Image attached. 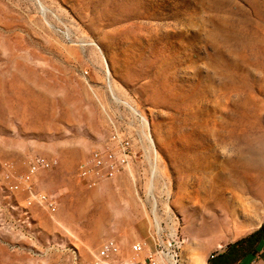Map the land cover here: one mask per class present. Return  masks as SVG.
Masks as SVG:
<instances>
[{"label": "rangeland", "instance_id": "374dc122", "mask_svg": "<svg viewBox=\"0 0 264 264\" xmlns=\"http://www.w3.org/2000/svg\"><path fill=\"white\" fill-rule=\"evenodd\" d=\"M112 127L134 157L89 189L77 166ZM35 155L57 160L31 177L54 214L8 188L3 163L14 181ZM231 201L264 222V0H0V264L143 238L167 264L175 237L178 264H209L259 227L213 232Z\"/></svg>", "mask_w": 264, "mask_h": 264}, {"label": "built area", "instance_id": "2783aa9c", "mask_svg": "<svg viewBox=\"0 0 264 264\" xmlns=\"http://www.w3.org/2000/svg\"><path fill=\"white\" fill-rule=\"evenodd\" d=\"M133 157L134 152L129 136L112 127L105 147L93 150L88 158L77 166V178L85 187L94 188L101 180L112 179L121 173L129 165ZM3 165L6 168L5 177L8 180V188L11 191H17L20 188L26 191V207L36 205L51 214L57 211L58 203L56 198L50 194L35 190L31 180V177L37 172L55 168L57 166L55 158L44 155L33 156L27 164V171L19 174L14 181L10 180V177H12L11 164L7 161ZM175 238L167 244L168 249L169 245L172 246V251L169 250L171 260L167 264H178L176 251L182 241L179 239L175 240ZM142 249L143 243H136L131 247L133 255L128 258H121V251L117 242L113 239H108L98 248L90 264H160V257L164 254L160 245L158 249L148 251L143 260H139L137 254ZM71 264H79L77 258H73Z\"/></svg>", "mask_w": 264, "mask_h": 264}, {"label": "bare ground", "instance_id": "6f19581e", "mask_svg": "<svg viewBox=\"0 0 264 264\" xmlns=\"http://www.w3.org/2000/svg\"><path fill=\"white\" fill-rule=\"evenodd\" d=\"M40 4V2H38ZM41 6V4H40ZM129 106V105H127ZM131 110L134 111V109L129 106ZM142 122L146 124V120L141 117ZM151 141V140H150ZM186 155L195 154V152L189 148H186L185 150ZM262 208V206H259L256 209L247 210L240 207V205L237 202L231 201V203L228 205L226 212H222L223 209L218 210L219 212H213L210 213V225L211 230L213 232H218L221 229H228L229 231L233 227H244L253 225L254 219L258 220L259 210ZM255 216V218H254ZM157 224V223H156ZM158 227V226H157ZM171 260V256H169V261Z\"/></svg>", "mask_w": 264, "mask_h": 264}, {"label": "trees", "instance_id": "16d2710c", "mask_svg": "<svg viewBox=\"0 0 264 264\" xmlns=\"http://www.w3.org/2000/svg\"><path fill=\"white\" fill-rule=\"evenodd\" d=\"M264 238V222L246 237L229 244L209 260V264H237L245 255L254 254L255 247Z\"/></svg>", "mask_w": 264, "mask_h": 264}, {"label": "crops", "instance_id": "0c3cea01", "mask_svg": "<svg viewBox=\"0 0 264 264\" xmlns=\"http://www.w3.org/2000/svg\"><path fill=\"white\" fill-rule=\"evenodd\" d=\"M261 209L259 210L258 220H257V216H256V220L254 219V222H253V225H255L256 228L259 226V223H260V214L262 212ZM254 218H255V216H254ZM244 229H245L244 227H233L230 230V232H233L236 234L238 232L244 231ZM144 240H145V242H143V249L141 252H139L137 254V258L139 260H143L148 251H153L150 249L148 251H145V247L147 245L146 241H148V240L146 238H143V241ZM131 255H133L131 248H128L127 246L125 248H123L121 258H128ZM237 264H264V238L261 239L259 241V243L256 245L254 254L245 255Z\"/></svg>", "mask_w": 264, "mask_h": 264}]
</instances>
